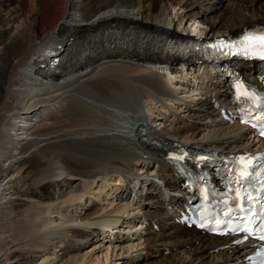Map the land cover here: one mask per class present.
<instances>
[{"label": "bare ground", "instance_id": "bare-ground-1", "mask_svg": "<svg viewBox=\"0 0 264 264\" xmlns=\"http://www.w3.org/2000/svg\"><path fill=\"white\" fill-rule=\"evenodd\" d=\"M206 1L129 0L85 18L81 11L84 0H27L25 7L9 12L8 17L0 13V206L10 203L9 197L14 195L11 182L17 178L13 172L27 157L40 167L37 180L43 190L58 186V181L66 176L85 182L84 188L77 185L76 190L59 197L61 201L56 207L51 202L36 201L39 206L49 204L44 208L47 210L39 215L37 211L36 216L30 214L32 218L15 230L13 237L10 238V230L9 237L2 233L0 243L6 249L0 251V264H114L107 263L109 252L112 254L119 248L127 254L135 247L127 245L128 237L120 242L113 235L123 233V226L131 224L123 216L129 212L126 201L132 194L136 197L132 201L139 200L134 205L141 210L143 217H140L149 222L141 236L147 251H144L143 263L130 257L120 264H245L246 246L204 235L175 221L186 201V193L168 163L169 156L162 151L186 147L195 151L240 153L263 144L260 140L248 139L244 126L222 114L230 90L226 85L219 87L224 82L219 76H211L212 70L206 73L210 75L207 82L203 80L205 97L190 104L184 100L188 98L183 96H188L186 93L180 96L183 101L177 98V90H184L189 84L176 77L183 70L182 63L174 64L168 57L161 59L151 53L158 44L157 39L176 38L183 31L184 22L192 25L197 21L204 26L196 32L200 37L238 34L264 26V0H210L217 2L211 11L219 5L223 7L221 14L211 18L201 10ZM176 9L182 10L183 15L174 16L175 21L170 11ZM72 37L71 51L58 67H46L48 56L59 51L57 44ZM18 51L23 52L21 58L15 56ZM190 66L195 64L187 62L186 67ZM240 68L254 83L264 75L262 66ZM189 74L183 71L180 76L189 78ZM134 90L139 98L154 99L155 102L151 101L154 106L161 100L167 101L168 108V102L177 104L184 115L171 112V108L160 111L158 115L167 117L165 122H169L160 131L143 123L127 129L128 112L120 124H108L105 115L109 113L101 106L128 108L131 112V107H140ZM75 93L82 98L69 100ZM191 94L195 96L194 92ZM40 96L45 99L37 103ZM64 108L70 111L59 116L65 112ZM13 112L15 117L11 115ZM11 116L14 122H9L13 119ZM52 116L54 122L47 125V117ZM183 119L194 124L185 125ZM143 137L154 138L159 146L146 144ZM146 163H154L155 169L144 168ZM137 165L148 173L144 180L142 175L132 172ZM152 173L163 187L149 179ZM134 181L139 188L137 192L146 185L153 195L133 193ZM104 194L118 198L119 203H110L114 207L108 211L104 206L92 210L95 205L92 197L102 200ZM143 195L151 199L150 207L140 204ZM166 206L172 212L165 211ZM163 217L166 221L162 225L159 222ZM95 220L103 228L102 232L91 227ZM81 221L87 227L64 229L66 223L78 225ZM159 225L161 230L157 233L154 227L160 228ZM132 228L129 226L127 232H132ZM100 235L108 246L105 247L107 254L101 253L98 257L96 251H101L105 244L93 242L96 246L92 249L85 245L89 239L99 240ZM158 251L159 260H147L148 253Z\"/></svg>", "mask_w": 264, "mask_h": 264}, {"label": "rangeland", "instance_id": "rangeland-1", "mask_svg": "<svg viewBox=\"0 0 264 264\" xmlns=\"http://www.w3.org/2000/svg\"><path fill=\"white\" fill-rule=\"evenodd\" d=\"M2 1H3L2 2V6L3 7L0 9V13L4 17H8L9 12L18 10L19 7L24 6V4L27 2V0H2ZM120 2H129V0H84V2L82 3L83 6L81 7L82 16L87 18L88 15L97 14L102 9H106L108 7H111V5H115L116 3H120ZM214 4H217V2L216 1L207 0L202 6V9H201L203 11L202 13H204L207 17H210V18L211 17H216L219 14H221L222 9H223V7H221V5H219L218 8H216V10L211 11L212 10V6ZM170 14H172L170 17H172V19H174L175 18L174 16H177V15L178 16H182L183 15V11L176 9L174 11H170ZM175 21H176V18H175ZM206 24H207V21H206ZM184 25H185V22L183 23V26H182L183 27V31H181L182 33H184V32L185 33H190V34L194 33V34H196L198 36H201V35L196 33L198 30H200V29H202L204 27V26H201L199 24V22L194 21L192 25L191 24L190 25L186 24L185 26ZM206 29H208V28H206ZM202 37H205V36H202ZM22 53L23 52L18 51L15 54V56L17 58H21ZM181 72H182V70H180L179 74H176V77H178L179 79L182 78L181 80H183V79L186 80V82H189V84H187V88H184V90H180L179 89L180 91L179 90H177L178 92L176 91L177 93L180 94V95L179 94L177 95V98L179 96V99L181 98V100L183 101V98L180 97V96H182L183 93H186V94H188V96H185L184 94H183V96L184 97H188L187 99H184V100H187L188 103L195 104V103H198V102L202 101L203 98L205 97L204 94H206L204 86H205V83L207 82V80L210 77V75H206L208 70H203L202 68L198 69L197 67L194 66V68H192V69H190L188 71V73H190L189 75H190L191 78L183 77V75L180 76ZM194 80L196 82H194ZM203 80L206 81V82H203ZM188 89H189L190 93H187ZM192 92L195 93V96H192L193 95V94H191ZM213 92L216 94L217 91H213ZM71 95H72V97L69 100H74L75 98H82V95H80L81 97H79V94H76V93H75V95H73V94H71ZM208 96H209V93H208ZM44 97L43 96L38 97L37 100L39 99L40 101L38 100V102L37 101L36 102L40 103V102L44 101V99H45ZM46 99H49V98L47 97ZM140 99H139V101L140 102L142 101L141 104H142V107L144 108V111H145L146 123L151 125L157 131H160L161 129H163V127L165 125L169 124V122H165L167 117L164 119L162 115H158L160 113V111H162V113H163V112H165V110H168V109L171 108V110H170L171 112L176 113L179 116L181 114L184 115L182 110H181V108H178L177 104L173 105L172 102H168V104H169L168 106L170 107V108H168V107H165V104H167V101H162L161 100L160 103H158V105L154 106L153 104H151V101L155 102L154 99L150 98V101H148L146 99H143V98H140ZM179 99H177V100H179ZM163 103H164V105H163ZM15 105H17V103H15ZM93 105H95V104H93ZM64 111L65 112L59 114V116L65 115V113L70 111V110L64 108ZM11 115L14 116V112L11 113ZM46 116L44 118H46ZM14 117L11 116V118H13V119H10L9 122L12 121V120H13L12 122H14V120H15ZM44 118H43V121H44ZM46 120H47V123H46L47 125H50L52 122H54L53 116L50 117V118L47 117ZM152 120H154V121L156 120V121L153 122ZM169 120H171V119H169ZM6 122H8V121H6ZM183 122H184L185 125H188V126H191V125L194 124V122H192V121L188 122L187 120H184V119H183ZM36 123L38 124V122H36ZM30 124H34V123L30 122ZM155 126H157V127H155ZM136 151H139V150L136 149ZM27 158L23 159L19 164L16 165V171H18V174H16V171L13 172L14 173V177H17V178L14 179V181L11 182L12 188L14 189V192H13L14 195L12 197H9V200H10L9 202L10 203L7 202V203L3 204L2 206H0V232L4 229L0 233V235L3 233L2 236L4 235V236H8L9 237V234H10L11 235L10 238L13 237L12 234H15L16 231H18L20 228L24 227V225H26V221L27 220L29 221V219L32 218V217H30V214H31V216L32 215L36 216L37 214L35 215V213L37 211H38V215H39V213L42 210H47V209H44V208L47 205H49V204H47L46 206L40 204V206H39V203H38L39 201H41V202H51L52 203L51 204L52 207L54 206L53 204H55L54 207H56V205L58 206V204L61 201V200L59 201V199L61 197L63 198V195H66L69 192L76 190L78 186H80L81 188H84V186H83V183L85 184L84 180L83 181L81 179L79 180V178L74 180V179H71L70 177L66 176L65 178H62L63 180L61 179V180L58 181V186H55V185L49 186L47 188V190H43L42 183H40L37 180L38 179L37 176L39 175L40 167L37 166L35 162H33L32 158H29V157H27ZM155 166L156 165L154 163H151V164L150 163L149 164L146 163V164H144V168L151 169V171L155 169ZM144 168L141 169V167H139V165H137L136 168H134L132 172L133 173H139V175L143 176V177H141V179H143L145 177V175L148 174L145 171L146 169H144ZM144 171H145V173H144ZM140 172H142V173H140ZM134 179L137 180L136 176L134 177ZM149 179L150 180H152V179L155 180V183H157L156 185H158V187H161V186L163 187V184L160 183L159 180L155 179V174L152 173V175L149 176ZM131 186H132L133 193H135V194L137 193L138 195L141 194V193H144V192H147L149 194L152 191L150 189H147L146 185H144L143 188H141V191L137 192L139 188L136 186L135 181H134V185L131 184ZM60 187H62V189ZM43 194H44V197H40V199H38V195L42 196ZM151 195H153V192L150 193V196ZM109 196L110 195L106 196L104 194L102 200H101V198L99 200L98 198L96 199L95 197H92V200L95 201V205H94L92 210L96 209L97 207L99 208V207H103L104 206V207H107V211H108V209H110L109 207H111V208L114 207V205H110V203H113L115 205L119 203V200H117L118 198L109 197ZM133 196H134V194H132L130 196L129 200L126 201L127 204H128V208L127 209L129 210V212L125 213L126 216H123L124 221L125 220H127V221L129 220L131 224L126 226V227L123 226V228H122L123 233L122 232L121 233L120 232H116V234L114 233L113 235H117L116 238L119 239L120 242L122 241V238L128 237L127 239H129V242L127 243V245H129V244L132 245L133 244V245H135V247L132 248V250H130L127 254L125 252H123L122 250H120L119 248L115 249L114 253H112V254L109 252V257L107 258V260H108L107 263H109V261H112V262H114V264H120L122 261H124L125 259H128L130 257L135 262L137 261V262L143 263V261H142L143 259L142 258L145 255L144 251H147V250H144L145 246H144V244H142L143 241L141 240V236L144 235V232L146 230L144 228L148 225L149 222H148V220L140 217V216L143 217V215L141 214V210L139 208L137 209V205H134L135 201L139 202V200L137 198L134 201H132L133 200L132 199ZM142 197H143L142 198L143 200L141 201L140 204L142 206H144V207L146 205H149L150 204V200H151L149 198V196H147V195L144 196L143 195ZM107 199H109V200H107ZM139 199H141V198H139ZM92 200H90V201L92 202ZM36 201H38V202L35 203ZM56 202H57V204H56ZM103 203H107V205H104ZM35 205H37V206H35ZM42 206H44V207H42ZM61 206L62 205H60V207ZM129 206H130V208H129ZM41 207H42V209H41ZM149 207H150V205H149ZM50 208H51V206H50ZM80 208H81V206H80ZM33 209L34 210L37 209V210L33 211ZM165 209L164 210L168 212L170 210V206H166ZM75 210L76 209L74 208L73 211H75ZM87 210H89L88 207H87ZM6 212L10 214V217L7 218V216L9 214L6 216V214H7ZM164 216H166V215H164ZM4 217L7 218V219H5ZM163 218H165V217H163ZM165 221H166V218L163 219L161 222H159V224L163 225L165 223ZM23 223H25V224H23ZM77 224L78 225H76V223H73V222L66 223L64 225L65 226L64 229H66L67 226H68L69 229L71 228V226H72V228H76V229H78V228L82 229L84 227H87V225L82 223V221H81V223L78 222ZM17 225L18 226L21 225V226L18 227ZM129 226L134 227V228L130 229V230H132V232L128 233L127 230H128ZM13 227H14V229H13ZM91 227H94V228H97L98 230H101L99 232L103 231V228L98 225V222L96 220L91 223ZM159 227L160 228H158V226H157V228L154 227V229H155V231L157 233H159V231L161 230V226L160 225H159ZM5 230H7V231H5ZM8 230H10L12 233L10 231H9L10 232L9 233ZM113 235H112V237H113ZM97 237L99 238V240L96 239V237L93 238L92 240L89 239V240L86 241L87 243H86L85 246H88L90 249H92V247L94 248V246H96L95 243H97L98 241H100L101 244H105L104 241H106V240L103 239V235H100V236H97ZM74 241L75 240H73V242ZM124 241H126V240H124ZM93 242H95V243H93ZM0 246H2V247H0V251L3 250V249L4 250L6 249L4 247V243L3 244L0 243ZM107 246L108 245L106 243L105 246L101 249V251H99V252L96 251V255L98 254L97 256L99 257L101 255V253L102 254H107V250L105 248ZM148 254H149V258L147 259L148 261L149 260H153L154 261L155 259H158L160 257L159 256V251H158V253L154 252V254H151V253H148ZM25 255L30 256L31 254L29 255L28 253H26ZM37 258H38V256L36 257V259Z\"/></svg>", "mask_w": 264, "mask_h": 264}, {"label": "snow or ice", "instance_id": "snow-or-ice-1", "mask_svg": "<svg viewBox=\"0 0 264 264\" xmlns=\"http://www.w3.org/2000/svg\"><path fill=\"white\" fill-rule=\"evenodd\" d=\"M209 47L220 52L227 48L228 52H225V55L259 56L264 59V32L246 33L234 43L225 44L224 41H219ZM236 87L238 100L251 99L248 92L242 91L244 85L238 84ZM256 119L264 123V114L259 115ZM256 126L253 125V127ZM260 134L264 135V130ZM236 163L237 167L233 168L231 172L232 181L237 187L234 189L235 195L223 201L225 205L223 215L227 216L229 220L238 221L236 227L229 228V231H239L248 236L255 234V230L258 229L260 232L258 238L264 241V169L257 170L251 157L240 156ZM254 181H258L260 186L249 191ZM204 198L207 200V195ZM217 223L219 225L220 221ZM257 255L262 254L257 253ZM261 264H264V260L261 261Z\"/></svg>", "mask_w": 264, "mask_h": 264}, {"label": "water", "instance_id": "water-1", "mask_svg": "<svg viewBox=\"0 0 264 264\" xmlns=\"http://www.w3.org/2000/svg\"><path fill=\"white\" fill-rule=\"evenodd\" d=\"M72 41H74V37L63 39L62 42L57 44L59 51L50 55L47 60V64L50 68L58 67V64L62 61L64 56L71 51Z\"/></svg>", "mask_w": 264, "mask_h": 264}]
</instances>
